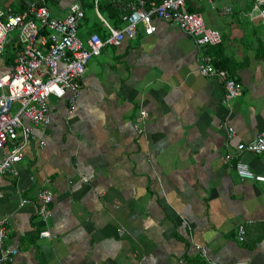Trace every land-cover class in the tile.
Listing matches in <instances>:
<instances>
[{"label":"crops","instance_id":"obj_1","mask_svg":"<svg viewBox=\"0 0 264 264\" xmlns=\"http://www.w3.org/2000/svg\"><path fill=\"white\" fill-rule=\"evenodd\" d=\"M74 1L46 6L63 19ZM30 3L0 0V10L17 13ZM232 4L233 15L223 17L198 2L205 24L222 36L204 51L242 86L228 105L222 82L198 72L190 37L155 19L152 34L139 26L133 39L89 59L72 109L69 94L50 96L46 127L22 118L33 146L16 177L0 176L4 246L18 252L0 264H264V182L241 179L234 158L225 159L264 134V19L243 0ZM83 9L77 37L85 45L93 33L107 37L105 23L123 25ZM15 35L7 37L0 75L13 67L16 52L7 50L17 46ZM239 158L264 176V152ZM43 188L53 194L46 219L36 211ZM20 196L28 203L19 205ZM41 230L50 236L40 238Z\"/></svg>","mask_w":264,"mask_h":264},{"label":"built area","instance_id":"obj_2","mask_svg":"<svg viewBox=\"0 0 264 264\" xmlns=\"http://www.w3.org/2000/svg\"><path fill=\"white\" fill-rule=\"evenodd\" d=\"M46 1L31 0L24 10L17 13L0 10V60L5 55L6 40L10 32H16L15 39L18 44L11 71L0 75V176L16 177L17 165L23 160L25 149L33 146L32 128L22 118H26L33 126L46 127L49 123L50 96L63 98L69 94L68 101L72 109L80 93V81L89 59L99 55L102 47L106 45L117 46L124 40L133 39L139 26H142L144 34H152L155 30V19L178 27L190 37L198 51V72L204 77L216 78L222 82L227 105L241 94V83L227 71L218 69L214 56L204 51L206 47L218 46L222 36L218 30L205 24L198 5L202 0H150L148 6L147 0H132L124 6L121 4L122 27L114 29L105 23L107 37L101 39L98 34L93 33L87 39L86 45L77 37L79 22L85 15L80 1L76 0L69 5L63 19L50 15ZM99 1L93 0L96 13ZM214 1L207 0V3L220 16L233 14L232 3L218 8ZM254 12L264 19V0H253L251 13ZM15 104L18 108L13 109ZM140 115L143 118L145 112L140 110ZM227 137H234L231 128L228 129ZM243 152H264V134L256 135L248 143H238L236 155L225 154L226 160L234 158L232 167L241 179L264 182V176L254 174L239 158ZM83 181L86 182V179L83 178ZM38 201L37 214L46 219L51 214L52 192L46 188L41 189ZM26 203L28 200L20 196L19 205ZM4 222L6 221L1 220L0 224L4 225ZM245 234L244 226L239 225L237 240L245 241ZM5 235L4 228L0 227V261L11 262L18 251L17 248L4 246ZM49 236L48 230L39 232L40 238ZM200 252L205 257L206 249L200 248Z\"/></svg>","mask_w":264,"mask_h":264},{"label":"trees","instance_id":"obj_3","mask_svg":"<svg viewBox=\"0 0 264 264\" xmlns=\"http://www.w3.org/2000/svg\"><path fill=\"white\" fill-rule=\"evenodd\" d=\"M150 0H147V6L149 4ZM159 1V0H157ZM85 3V2H84ZM87 8V10H92L94 11V4H93V0H87L86 1V6H82V8ZM97 8H98V13H100L102 15L103 14H106L107 17L110 16V18H113V20H117V22H122L123 21L121 20L122 16H123V12L121 11V4L118 3V2H114V1H110V0H100L98 3H97ZM191 11V9H189ZM200 10V9H199ZM193 11V10H192ZM201 11V10H200ZM106 12V13H105ZM233 13H234V10H233ZM119 14V15H118ZM233 15V14H232ZM231 16V15H230ZM85 17V15H84ZM83 17V18H84ZM108 31V30H107ZM97 34V33H96ZM101 38V37H100ZM101 39H105V38H101ZM17 46H15L14 44H11L10 46V49L7 50L8 53H13V52H16L18 51V44H16ZM215 47H218V46H215ZM217 56V54H215ZM15 56L12 55V59H14ZM216 67L218 69H223V70H227L228 69V66L225 65L223 62H220V61H216Z\"/></svg>","mask_w":264,"mask_h":264},{"label":"rangeland","instance_id":"obj_4","mask_svg":"<svg viewBox=\"0 0 264 264\" xmlns=\"http://www.w3.org/2000/svg\"><path fill=\"white\" fill-rule=\"evenodd\" d=\"M221 1L223 2L222 4H225V5H228V4H231L232 3V0H221ZM243 1L246 2V3H248V5H250V4L252 5V3H253V0H243ZM256 1H258V0H256ZM202 3H204L205 5H207V0H202V1L199 2L200 5H202ZM214 3H215V5H218L219 4L218 0H215ZM232 5L235 6V4H232ZM247 10H248V8H247ZM254 13H256V12H254ZM249 21L252 22V20H247L248 24H249ZM255 21H260V20L259 19H256ZM249 25H247V26H249ZM217 27H218V29L221 28L222 30L224 28V27H222V25L221 26H217ZM15 33H16L15 31H12V32H10L8 34V36H13V34H15ZM230 33H232V34L233 33H236V31L235 30H232ZM13 109H15V106H14Z\"/></svg>","mask_w":264,"mask_h":264}]
</instances>
